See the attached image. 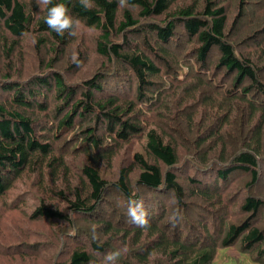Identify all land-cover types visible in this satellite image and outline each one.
I'll list each match as a JSON object with an SVG mask.
<instances>
[{"label":"trees","instance_id":"trees-1","mask_svg":"<svg viewBox=\"0 0 264 264\" xmlns=\"http://www.w3.org/2000/svg\"><path fill=\"white\" fill-rule=\"evenodd\" d=\"M57 2L98 31L95 52L102 62L89 78L72 82L65 72L78 71L80 60L62 64L74 35L57 34L44 22ZM245 2L252 6L250 0H92L85 9L79 0H0V52L7 63L0 69V200L20 180L39 183L47 196L29 217L70 232L77 242L53 264H213L218 248L236 243L264 262V230L256 222L264 198L250 191L237 211L246 218L234 220L237 199L229 191L239 173L246 174L244 186H257L264 165V2L253 11ZM31 34L44 67L20 80L8 57L16 40ZM222 68L228 89L216 81ZM237 100L248 119L239 146L228 147L231 128L221 132L236 125L228 120L240 116ZM201 110L212 127L209 138L199 133L184 149L192 156L189 175L178 167L183 152L176 138L151 123L160 113L191 130ZM210 139L222 140L220 148L199 151ZM136 140L142 148L133 164L106 179L102 165ZM82 152L86 160L74 183L69 161ZM130 200L147 210L144 226L130 222ZM115 249L120 256L106 261Z\"/></svg>","mask_w":264,"mask_h":264},{"label":"rangeland","instance_id":"rangeland-1","mask_svg":"<svg viewBox=\"0 0 264 264\" xmlns=\"http://www.w3.org/2000/svg\"><path fill=\"white\" fill-rule=\"evenodd\" d=\"M23 1H26L29 4L45 3V0ZM260 2L262 3L264 1L250 0V4H252V6L260 7ZM245 3H247V9L253 11V7L250 5L248 6V2ZM261 9L262 8L259 10ZM73 35L74 37L72 43L65 49L64 57L66 60H64L62 64L67 65L71 62V60L74 62L76 60H80L78 65H76L78 71H67L68 69L65 70V72L69 75L70 80L72 82H77L82 80V78H89V76L95 73L97 71V67H99L102 62V58L97 56L95 52L98 31L94 29H88L87 27H83L78 23L75 27ZM142 39L143 36H140L139 41H142ZM16 41L17 43L12 50L11 55L9 57L7 56L10 60L14 61L11 64L16 65L15 68H17L16 72L14 71L15 74L13 73L14 78L25 80L27 77L40 74L44 66H40L39 61L36 59V50L34 49V44L36 41L34 36L32 34L26 35L24 38H18ZM41 51H43L41 54H44L45 51ZM80 51L85 53V57L83 56L84 59L81 58ZM0 66V69L3 73L7 69V63L1 52ZM222 71L223 72L218 74L216 81L219 84H222L223 81H226L227 84L224 83L223 85H225V89H228L227 87L229 85L231 87L232 83L228 79L229 75L227 70L222 68ZM236 107L239 112L238 115L240 116H236V118H231L228 120V123L230 124V121L233 122V120L236 119V125L234 127H228L227 125L225 126L227 130H222L221 132L226 133L231 128L230 131L225 134V143L228 147L239 146L242 139L240 132L241 124L244 118L248 119L246 112L240 111V108L242 107L240 101L236 103ZM207 114L208 112L202 110L201 113L197 112L194 122L197 125L191 128V130H188L186 123L182 122L181 119L180 121L177 120L178 117H176V119L164 120V118H162L163 116H161L159 113V115L156 114L152 118L153 123L151 124L156 123L157 125L164 126L176 138L179 150L180 152H183L182 159L178 167L185 169V174L192 175L194 171H191L190 169L191 164H186L189 161L188 159L192 158V156L191 154H187L184 149H188L189 146H192L191 143L197 141V134L199 133L205 138H209L206 137V133L212 127V124L210 125L212 120L211 118L205 116ZM159 120H161V122ZM163 120L167 121V123L163 122ZM174 121L175 123H173ZM243 129L244 128H242V133L244 134ZM194 137L195 140H193ZM66 140L67 138L62 142L63 144L60 143L62 144L61 146L63 148L69 143V141ZM220 141L222 140L213 139L211 141L210 139L208 142L202 144L198 150H218L221 145ZM65 148L67 149V147ZM141 148L142 142L138 140L134 141L132 144L124 145L123 149L118 152L110 164L102 165L101 171L105 178L109 180L117 179L119 168L121 166L133 164V153L136 150H141ZM84 154L85 153L82 152L81 154H78V158H74V160L70 159L69 161L74 183H78V180L81 176V165L84 162L83 159L86 160ZM133 168L134 172L132 174L131 181L134 183L135 179L137 178L138 167L133 165ZM260 174L261 180L257 186H254L251 189L244 186L246 174L239 173L235 175V182L232 183V187L229 190L231 198H234L235 200L237 199L236 205L232 207L234 212L232 213L231 218L234 220L246 218L243 214L237 211L241 205V202L250 193V191H252L255 195L264 198V165L260 168ZM20 181L21 182H19L11 190V193L7 194L5 199L0 200V264H53L56 258H66L70 248L74 244H77V242H72L70 236H68V233L70 234V232L66 233L65 235L60 234V231H55L56 228H54V226L52 227L50 222L42 219L33 220L29 217L31 211L34 209V205L37 202H41L42 197H46L47 195L41 191L42 189H39L36 181L32 180L31 178H28L26 181L25 179ZM48 183H52V181ZM183 183L186 184L185 188L188 192L187 182L184 181ZM243 186L244 188H242ZM194 203V199H190L188 202L189 208L192 210L195 209ZM187 215L189 216L190 213H187ZM256 222L259 223V226L264 230V214L262 219H258ZM83 225L89 226L86 223H83ZM95 226V223L90 224L91 228H94ZM256 254L257 253H251L242 250L236 243L232 246L218 248L213 264H264L263 261L256 257Z\"/></svg>","mask_w":264,"mask_h":264},{"label":"clouds","instance_id":"clouds-1","mask_svg":"<svg viewBox=\"0 0 264 264\" xmlns=\"http://www.w3.org/2000/svg\"><path fill=\"white\" fill-rule=\"evenodd\" d=\"M45 2L50 3L51 0H45ZM79 3L87 9L91 6L92 0H79ZM44 22L49 29L57 34H63L67 30L69 35H73L78 20L70 14L63 2H57L47 8ZM127 216L130 218L132 224L144 226L147 223V210L143 206L142 201L130 200L127 208ZM120 254L121 250L115 249L106 256V261H115Z\"/></svg>","mask_w":264,"mask_h":264},{"label":"bare ground","instance_id":"bare-ground-1","mask_svg":"<svg viewBox=\"0 0 264 264\" xmlns=\"http://www.w3.org/2000/svg\"><path fill=\"white\" fill-rule=\"evenodd\" d=\"M39 184V183H38Z\"/></svg>","mask_w":264,"mask_h":264}]
</instances>
